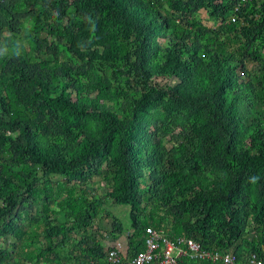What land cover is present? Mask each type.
Here are the masks:
<instances>
[{
	"label": "trees",
	"instance_id": "obj_1",
	"mask_svg": "<svg viewBox=\"0 0 264 264\" xmlns=\"http://www.w3.org/2000/svg\"><path fill=\"white\" fill-rule=\"evenodd\" d=\"M239 3L0 0V264H109L147 227L264 264V0Z\"/></svg>",
	"mask_w": 264,
	"mask_h": 264
},
{
	"label": "built area",
	"instance_id": "obj_2",
	"mask_svg": "<svg viewBox=\"0 0 264 264\" xmlns=\"http://www.w3.org/2000/svg\"><path fill=\"white\" fill-rule=\"evenodd\" d=\"M149 237L146 241V247L143 252H139L131 264H177L179 253L174 250L176 247L173 243H169L161 239L157 234H154L150 229H146ZM162 241L160 247L158 241ZM191 245V244H190ZM109 259H116L120 257L116 251H110L108 254ZM223 264H234V257L224 258ZM253 263V262H252ZM259 264V263H258Z\"/></svg>",
	"mask_w": 264,
	"mask_h": 264
},
{
	"label": "bare ground",
	"instance_id": "obj_3",
	"mask_svg": "<svg viewBox=\"0 0 264 264\" xmlns=\"http://www.w3.org/2000/svg\"><path fill=\"white\" fill-rule=\"evenodd\" d=\"M248 1H250V0H240V3H241V5H244ZM239 10H240V7L234 8L235 12H238ZM201 15L203 16L204 14L201 13ZM235 21H236V17L232 16L230 19V23L233 24V23H235ZM149 229L154 234H157V236H159L160 238L164 237L160 230H156L153 228H149ZM144 235H145L144 240L146 243V241L149 237V234L146 233V231H145ZM163 239L165 241L169 242L165 238H163ZM177 241H178V244H177V246H175L176 249L174 251L176 253H179L178 258L183 257V256L187 255V253H188V254H191L193 258L200 259L201 261L208 260V261H221L222 262V260L224 258L230 259V254H221V253L215 254V252H214V254H212V253H206V252L202 251L200 248V245L191 239L180 238V239H177ZM119 242H123V239H119ZM169 243H171V241ZM135 257H136V254L130 256L129 253L126 254L125 256L118 257L116 259H109V257L106 256V262L109 264H131L132 261L135 259Z\"/></svg>",
	"mask_w": 264,
	"mask_h": 264
},
{
	"label": "rangeland",
	"instance_id": "obj_4",
	"mask_svg": "<svg viewBox=\"0 0 264 264\" xmlns=\"http://www.w3.org/2000/svg\"><path fill=\"white\" fill-rule=\"evenodd\" d=\"M204 14V12H201ZM203 20V23L207 26H212V23L206 20V15H203L201 17ZM249 69L255 70L257 68L254 64L250 63L248 65ZM169 83V81H162V84ZM110 211L119 219V221L122 223L123 227H128L129 221H128V207L127 206H113L109 208ZM100 230L93 232L92 235H96L99 238V234H103L105 231L110 230V223L107 221H101L99 224ZM102 231V232H101ZM124 243V242H123ZM107 245H110L108 242Z\"/></svg>",
	"mask_w": 264,
	"mask_h": 264
},
{
	"label": "clouds",
	"instance_id": "obj_5",
	"mask_svg": "<svg viewBox=\"0 0 264 264\" xmlns=\"http://www.w3.org/2000/svg\"><path fill=\"white\" fill-rule=\"evenodd\" d=\"M98 194H101V191H99L98 192ZM121 223V222H120ZM122 224V223H121ZM129 226V225H128ZM97 228H99V225H98V227ZM148 228V227H147ZM147 228H145V231H146V229ZM149 229V228H148ZM99 230V229H98ZM159 242V245H160V247L163 245L162 244V241L160 240V241H158ZM145 247H146V243H144V249L142 250V251H138V252H136L135 254L137 255L139 252H143L144 250H145ZM112 251H116L117 253H118V255L120 256V257H122V256H125L126 254H121L120 252H118L116 249H114V250H112ZM110 252V251H109ZM230 256H232V257H234L232 254H230ZM254 255H252L251 257H250V264H258V262H256V258L254 259ZM252 259V260H251ZM234 262H235V258H234ZM253 262V263H252ZM260 264V263H259Z\"/></svg>",
	"mask_w": 264,
	"mask_h": 264
},
{
	"label": "crops",
	"instance_id": "obj_6",
	"mask_svg": "<svg viewBox=\"0 0 264 264\" xmlns=\"http://www.w3.org/2000/svg\"><path fill=\"white\" fill-rule=\"evenodd\" d=\"M241 3H239L236 7H240ZM161 233L163 234V232L161 231ZM117 244V245H116ZM115 249L120 252L121 254H128L127 252V246L126 243L123 242H119V239L117 241L114 242Z\"/></svg>",
	"mask_w": 264,
	"mask_h": 264
}]
</instances>
